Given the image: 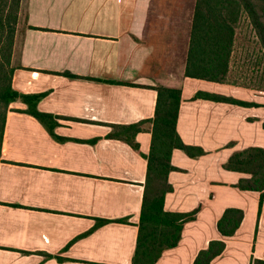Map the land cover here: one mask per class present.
I'll use <instances>...</instances> for the list:
<instances>
[{
    "label": "crops",
    "instance_id": "obj_1",
    "mask_svg": "<svg viewBox=\"0 0 264 264\" xmlns=\"http://www.w3.org/2000/svg\"><path fill=\"white\" fill-rule=\"evenodd\" d=\"M195 0H20L12 87L43 93L38 110L58 116L53 134L35 117L6 114L0 148V264H132L151 145L155 86L180 87L176 130L203 149H174L167 211L198 207L174 248L155 264H192L222 236L227 207L244 217L210 264L264 259V198L233 185L243 172L222 164L235 151L264 147V90L184 77ZM256 106L190 100L198 91ZM140 124L138 150L107 135ZM116 131L119 128H115ZM110 222L96 226V219ZM119 219H126L120 221Z\"/></svg>",
    "mask_w": 264,
    "mask_h": 264
},
{
    "label": "trees",
    "instance_id": "obj_2",
    "mask_svg": "<svg viewBox=\"0 0 264 264\" xmlns=\"http://www.w3.org/2000/svg\"><path fill=\"white\" fill-rule=\"evenodd\" d=\"M20 0H0V148L9 105L20 101L25 109H15L35 117L53 134L58 116L38 110L43 93L25 94L12 87V51L16 37ZM246 23L252 30L254 42L264 55V0H195L183 76L217 83H231L250 87L248 84L231 82L232 60L238 28ZM264 90V85H251ZM157 98L151 122V145L144 155L147 170L136 245L132 264H155L165 250L178 245L184 225L194 219L202 205L187 212L167 211L165 196L172 191L168 174L177 168L171 163L174 149L184 151L189 157H198L203 149L186 144L180 138L176 123L183 101L180 87L155 86ZM190 100H211L240 106H256L220 93L198 90ZM264 128V122L262 123ZM115 128H119L118 131ZM140 124L117 125L108 133L109 138H120L138 150L133 139ZM227 170L248 174L233 186L240 190L259 193L257 218L259 219L264 198V147L249 146L233 152L222 164ZM244 217L240 208L227 207L216 223L222 238L212 239L206 248L198 251L192 264H210L225 248V238L234 235ZM125 221L126 219H119ZM110 222L96 219V226ZM250 264H264V259L252 257Z\"/></svg>",
    "mask_w": 264,
    "mask_h": 264
},
{
    "label": "rangeland",
    "instance_id": "obj_3",
    "mask_svg": "<svg viewBox=\"0 0 264 264\" xmlns=\"http://www.w3.org/2000/svg\"><path fill=\"white\" fill-rule=\"evenodd\" d=\"M22 18L21 9L19 10L18 22ZM18 30V23H17ZM254 35L251 28L243 23L237 32V39L234 46V55L232 60L231 82L236 84L264 85V55L260 51L257 43L254 42ZM19 33L16 31V37L12 51V65H15L14 51L18 43ZM257 89V88H252ZM260 90V89H257Z\"/></svg>",
    "mask_w": 264,
    "mask_h": 264
}]
</instances>
